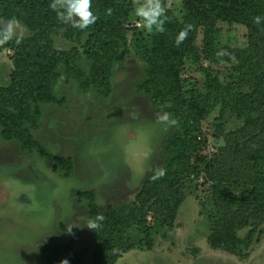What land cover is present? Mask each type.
Masks as SVG:
<instances>
[{
	"label": "trees",
	"instance_id": "16d2710c",
	"mask_svg": "<svg viewBox=\"0 0 264 264\" xmlns=\"http://www.w3.org/2000/svg\"><path fill=\"white\" fill-rule=\"evenodd\" d=\"M142 3L92 0L99 18L79 30L58 20L49 0H0V20L14 19L29 31L0 44V50L12 51L14 61L9 81L0 85V136L18 141L25 152L37 150L53 161L54 171L71 176L72 157L51 154L34 137L42 106L63 102L55 95L63 75L77 80L81 91L110 95L114 66L129 51L132 36L136 54L144 61L137 91L149 95L151 104L170 113L177 124L166 139L162 165L148 173L135 201L100 211L95 192H78L79 199L88 200L90 221L104 217L94 229L93 263L116 264L138 246L151 247L155 228H173L187 183L200 174L218 204L217 213H208L210 244L243 254L259 241L264 222V0H182L181 16L167 9L161 17L163 30L151 33L141 22L130 26L141 20L135 9ZM220 23L228 26L225 37ZM188 25L186 39L176 46L177 34ZM237 26L246 30L241 41L231 31ZM58 37L68 46L58 47ZM202 57L223 71L206 70L199 90L183 71L188 62L199 63ZM215 110L212 134L223 142L215 152H205L209 132L203 123ZM160 169L164 175L154 179ZM150 213L155 218L152 226L146 224ZM77 243L76 234L66 244L51 240L42 258L47 264H83L90 255L86 249L76 251Z\"/></svg>",
	"mask_w": 264,
	"mask_h": 264
},
{
	"label": "rangeland",
	"instance_id": "374dc122",
	"mask_svg": "<svg viewBox=\"0 0 264 264\" xmlns=\"http://www.w3.org/2000/svg\"><path fill=\"white\" fill-rule=\"evenodd\" d=\"M160 2L165 11L181 16L182 0ZM7 22L0 20L2 26ZM138 22L143 25L141 19L130 26ZM219 26L225 37L228 26ZM231 31L239 41L244 39L246 30L241 26ZM28 32L17 23V35ZM56 45L65 48L68 43L58 37ZM13 68L12 51L0 50V85L9 81ZM206 70L220 74L222 66L202 57L199 63L188 62L183 76L200 90ZM143 77L144 61L136 54L131 36L129 51L114 66L110 95L81 91L77 80L68 81L65 75L59 79L55 95L63 102L42 106V121L33 134L51 154L72 157L71 176L54 171L53 161L37 150L25 152L18 141L0 136V264H47L42 258L45 245L51 240L66 244L75 234L76 251L86 249L90 255L83 264H94L95 231L87 227L88 200L79 199L78 192H95L100 211L135 201L148 173L162 165L163 148L173 128L157 118L166 111L158 110L149 95L137 91ZM217 115L215 110L203 123L209 132L205 152H215L223 142L212 134ZM217 211L206 176L200 174L187 183L173 228H155L151 247L138 246L116 264H264V222L259 241L243 254L231 253L209 242L208 213ZM154 219L148 214L146 224L152 226Z\"/></svg>",
	"mask_w": 264,
	"mask_h": 264
},
{
	"label": "clouds",
	"instance_id": "9594fccd",
	"mask_svg": "<svg viewBox=\"0 0 264 264\" xmlns=\"http://www.w3.org/2000/svg\"><path fill=\"white\" fill-rule=\"evenodd\" d=\"M49 8H52L56 17L61 22H66L73 28L84 30L91 25H94L98 20V15L92 10V0H49ZM108 15L112 14V9L106 10ZM137 17L143 21V28L151 33L154 29L163 30V20L161 17L165 14V9L162 7L160 0H144V2L135 9ZM260 22V17H256V23ZM190 25L182 29L175 39L176 46H179L187 37ZM17 21L12 19L6 25L0 26V44L6 43L14 36L19 37L16 33ZM158 120L169 125H176V119H170L167 112L158 115ZM164 175V170L160 169L153 177L157 179ZM104 220L103 215H97L91 220L87 227L97 229L100 227V222Z\"/></svg>",
	"mask_w": 264,
	"mask_h": 264
},
{
	"label": "built area",
	"instance_id": "2783aa9c",
	"mask_svg": "<svg viewBox=\"0 0 264 264\" xmlns=\"http://www.w3.org/2000/svg\"><path fill=\"white\" fill-rule=\"evenodd\" d=\"M138 25H140V23H138Z\"/></svg>",
	"mask_w": 264,
	"mask_h": 264
}]
</instances>
